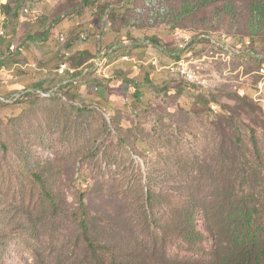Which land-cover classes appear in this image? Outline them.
I'll use <instances>...</instances> for the list:
<instances>
[{
  "label": "rangeland",
  "instance_id": "1",
  "mask_svg": "<svg viewBox=\"0 0 264 264\" xmlns=\"http://www.w3.org/2000/svg\"><path fill=\"white\" fill-rule=\"evenodd\" d=\"M76 1L0 0V264H81L83 219L102 244L150 246L157 235L162 256L209 258L221 214L239 200L253 209L264 247V11H253L264 0H163L168 15L153 27L171 26L193 3L180 25L196 34L178 35L188 50L178 63L199 66L206 85L177 74L174 90H127L132 99L116 113L76 102L75 90L29 91L58 84L33 86L40 67L58 66L68 39L48 66L44 55L54 53L40 38ZM188 207L198 245L177 234Z\"/></svg>",
  "mask_w": 264,
  "mask_h": 264
},
{
  "label": "crops",
  "instance_id": "2",
  "mask_svg": "<svg viewBox=\"0 0 264 264\" xmlns=\"http://www.w3.org/2000/svg\"><path fill=\"white\" fill-rule=\"evenodd\" d=\"M141 2L142 0H92V3H86L79 0L68 5L69 11L60 16H52L47 33L40 38V41L50 47L48 54L54 53L53 57L44 55L48 66L52 62L50 58H57L56 54L61 52L59 37L62 33H65L68 39L66 52L71 53L69 58L63 54L58 66L64 61L71 67L91 66L100 49L109 48L114 44L121 45V50L109 58L105 68L89 71L78 87L71 88L72 91L75 90L73 94L76 96V102L88 99L104 109H109L111 113H116L120 110L122 102L132 99V96L128 98L127 94L133 92L135 98H142L145 84H150L148 87L167 85L166 89L170 90H174L178 85L175 80L171 81L177 78L174 66L182 59L181 56L185 55L182 52L188 50L181 48V40L177 37L181 31L183 39L190 40L196 34L190 26L180 25L183 18L193 9L186 8L185 4L173 16V26L153 27L145 19L137 20V9L141 7ZM134 21L137 23L133 26ZM107 27L109 28L106 29ZM85 32L90 35L86 41L80 38ZM204 42L209 43L207 40ZM189 47L191 48V45ZM58 66L52 69L40 67L37 75L41 78L39 77L35 84L31 80L33 86L46 88L59 83L62 76L53 71ZM45 70L50 72L46 74ZM43 80L46 83L42 85ZM132 82L134 84L130 88L129 84ZM92 84L100 89L101 93L89 95ZM22 87L20 84L14 86L16 89ZM163 90L165 91V88Z\"/></svg>",
  "mask_w": 264,
  "mask_h": 264
},
{
  "label": "trees",
  "instance_id": "3",
  "mask_svg": "<svg viewBox=\"0 0 264 264\" xmlns=\"http://www.w3.org/2000/svg\"><path fill=\"white\" fill-rule=\"evenodd\" d=\"M84 1L92 3V0ZM160 1L164 4L163 0ZM185 4H187L186 8H194L192 2H185ZM253 11L255 15L261 18L264 11V3H254ZM15 14L17 15L18 12ZM167 15L166 9V13L158 16L154 23L148 21V14H144L141 19H145L150 25H154L165 20ZM133 24L135 25L136 23L133 22ZM202 36L210 38L208 34H203ZM28 38L34 39L35 37L30 35ZM37 94L42 96L40 93ZM149 197L151 199L153 196L150 195ZM51 201L55 202L52 197ZM193 210L190 207L186 208L182 214L178 215L179 219L175 220V224L179 237L191 245H198L203 242V234L196 226V214ZM253 221V209L247 204L244 205L243 200H239L236 205L231 203L229 209L224 214H221L220 223L222 225L217 232L219 237L216 239L215 245L219 249L212 247L209 258L203 257V259H199L198 257L197 259L178 260L159 254L160 239L157 235L150 242V246L145 244H139L138 246L112 245V243L102 244L97 242L91 234L89 223L86 219H83L81 222L83 239L81 248L83 260L81 264H229L232 261L235 264H263L264 247H259V228L254 227Z\"/></svg>",
  "mask_w": 264,
  "mask_h": 264
},
{
  "label": "built area",
  "instance_id": "4",
  "mask_svg": "<svg viewBox=\"0 0 264 264\" xmlns=\"http://www.w3.org/2000/svg\"><path fill=\"white\" fill-rule=\"evenodd\" d=\"M107 27L106 29H108ZM88 38V34L81 35L82 40H86ZM205 40H209V37H203ZM66 37L61 34L60 41L61 43L65 41ZM214 42H217L215 39H211ZM121 50L120 44H114L109 48L100 49L98 51V55L92 60L91 66H82V67H71L66 61L59 64V66L53 70L55 73L62 76V80L55 86L49 89H34L29 90L30 92H46V93H62L63 96L67 97L66 91L73 88L78 87L82 82L83 78L88 74L89 71L93 70V66L97 63L101 58H110L114 53ZM70 56V53L65 52V57ZM179 64V63H178ZM177 64V65H178ZM200 67L197 66L194 68L191 63L189 64H179L174 68V71L183 78L187 83L191 85H206L207 80L202 77L199 71ZM45 73H49V71L45 70ZM95 90H98L96 87ZM28 92V90H26ZM0 100H6L5 98L0 97Z\"/></svg>",
  "mask_w": 264,
  "mask_h": 264
},
{
  "label": "bare ground",
  "instance_id": "5",
  "mask_svg": "<svg viewBox=\"0 0 264 264\" xmlns=\"http://www.w3.org/2000/svg\"><path fill=\"white\" fill-rule=\"evenodd\" d=\"M145 2L146 3L143 7H140L137 9L138 10L137 14L139 15V18L137 20H140L144 16V14H148V21L150 23H154L155 19L158 16L160 15L162 16L166 13V8L164 7V4L162 3V1L147 0ZM134 23H137V21H134ZM107 62H108V58H101L97 63L94 64L93 69L102 70V68ZM38 93L41 94V92H38Z\"/></svg>",
  "mask_w": 264,
  "mask_h": 264
}]
</instances>
